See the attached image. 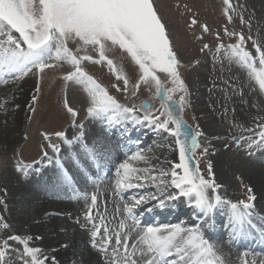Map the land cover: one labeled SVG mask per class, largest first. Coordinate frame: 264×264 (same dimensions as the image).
<instances>
[{
    "label": "snow or ice",
    "instance_id": "obj_1",
    "mask_svg": "<svg viewBox=\"0 0 264 264\" xmlns=\"http://www.w3.org/2000/svg\"><path fill=\"white\" fill-rule=\"evenodd\" d=\"M223 4L224 15L231 23L234 6L231 0H223ZM184 8L192 11L188 5ZM241 23H244L243 16ZM196 24L198 20L193 16L188 27ZM200 27L204 33L211 31L207 24ZM223 32L230 39L236 37L235 43L225 44L216 32L218 43L213 60L235 64L264 94V42L252 35L245 37L243 33L230 32L227 27ZM202 38L196 37L197 40ZM248 41L252 42L254 52L246 47ZM205 50L212 51L208 43L200 48L201 52ZM116 52L135 66L134 82L109 55ZM85 62L106 67L115 77L116 83L111 87L126 99H134L144 86L152 92V99L158 100L159 107H154L150 99L139 104L120 102L89 74ZM65 65L70 70L61 71L59 79L65 91L63 109L70 118L74 134L69 137L65 130L41 132L47 142L41 145L42 156L48 164L56 166L57 181L72 186L75 181L61 156V143L66 145L68 161L76 167L86 185L95 186L91 193L73 188L70 198L85 201L86 223L79 219L76 223L82 229L90 226L91 247L101 254L106 264H225L221 249L208 235L216 227L218 210L225 209L224 227L232 240H246L255 234L264 242V227L255 222L253 188L245 186V198L232 200L221 193L222 185L216 181L211 161L207 163V175L199 168L197 150H200L199 157H206L210 145L201 144L200 138L205 133L199 124L192 126L184 119L188 93L181 73L184 65L155 0H0V84L17 83L29 75L35 76L36 85L29 105V111L35 113L44 75L48 70H62ZM224 83L231 94L243 97L242 87L229 80ZM71 85L80 86L85 94L84 120L79 119L80 110L68 99L67 89ZM225 91L227 101L229 93ZM9 102L7 97L0 98V112L8 111ZM252 107L257 105L254 103ZM253 119L254 127L243 129L248 135L231 137L238 148L248 150V155H254L256 150L264 151V117ZM86 121L98 124L99 130L88 132ZM141 127L174 138L178 162L165 158L158 164L152 163L154 158L146 154L137 139L135 149L124 153V159L116 165L112 194L120 198L121 204L116 206V215L109 221L107 208L101 214L98 207L103 183L101 173L104 164L111 159L112 142L108 133L118 129L121 141L131 140L132 133ZM53 136L59 142H53ZM47 149H51V156ZM140 163L145 166H138ZM93 165L95 173L91 171ZM31 168L32 165H16V170L25 175ZM35 171L39 173L40 169ZM2 203L4 201L0 200ZM104 203L106 205L107 201ZM180 203L191 211L194 217L191 223L145 224L138 218L156 210H174ZM117 219L118 222L113 223ZM8 229L10 225L0 217V230ZM39 239L42 238L19 234L0 239V264H9L13 251L18 253L22 264H58L55 256L48 257L40 247L32 246V242ZM13 242L21 247L13 248ZM62 246L68 247L67 244Z\"/></svg>",
    "mask_w": 264,
    "mask_h": 264
},
{
    "label": "rangeland",
    "instance_id": "obj_2",
    "mask_svg": "<svg viewBox=\"0 0 264 264\" xmlns=\"http://www.w3.org/2000/svg\"><path fill=\"white\" fill-rule=\"evenodd\" d=\"M231 3L234 6V11L231 12L232 22L229 23L227 17L224 15L225 5L223 4V0H155V5L163 17V22L167 25L171 41L178 53L179 59L184 65V67L181 68V73L188 90L186 97L187 104L183 114L184 119L192 126L199 124L200 128L205 133V136L200 138L201 144L210 145L209 155L206 157H199L200 150H197V157L200 161L199 168L205 175H207V163L208 161H211L212 170L214 172L213 167L215 157L218 156L222 164L229 168L228 174L226 175L227 181L224 185V191L221 193L226 194L227 197L232 200H239L245 198L244 196L240 197L241 194L244 195L245 186L253 187V182L248 178L245 168L255 166L264 168V151L256 150L254 155H248V150L244 147L238 148L232 143L231 137L248 135L243 129L246 127H254V117H264V94L260 93L255 81L249 80L247 73L244 70L238 68L235 64H229L226 60L223 62L213 60L215 45L218 43L215 38V33H220L222 41L225 44L235 43L236 37L230 39L229 37L224 36V27H227L230 32H240L243 33L245 37L252 35L257 40L264 42V0H231ZM184 5H188L192 11H186ZM193 16L198 20V24L189 28L188 24ZM241 16L244 18V23H241ZM201 24H207L211 30L210 33H204L200 27ZM197 36H202L203 38L197 40ZM204 43H208L211 46V52L208 50H205L204 52L200 51V48ZM246 47L252 52L255 51V49L252 48L251 41L247 42ZM109 55L116 59L118 66H122L124 72L129 76L130 80L134 82L136 76V73L134 72L135 66L131 65L128 59H121L119 52H116L115 54L110 53ZM195 61H199V63L194 64ZM85 68L89 74L93 75L94 78L105 85L109 89L110 94L115 96L120 102L139 104L142 100L150 99L154 107H159L158 100L152 99V92L146 90L144 86L141 87L139 94L134 99H126L122 93L117 92L111 87L116 81L115 77L106 67L85 62ZM67 70H70V68L65 65L62 70L52 69L46 72L41 81V93L39 95V101L36 105L37 111L35 113L29 111L31 97L34 94L36 85L35 76L30 75L31 82L29 85L24 82V79L17 83L10 82L8 85L0 84V98L7 97L10 101L8 104V111L6 113L0 112V168L4 169L7 175H9L10 172L17 182L23 180V173L16 170L17 163H20L21 166L32 165V168L28 171V174H30L41 164L35 163L36 161H47L42 156L43 149L41 145H46L47 142L43 140L40 135L41 132L46 131L48 133H53L55 131L65 130L70 136L74 134L70 128V118L63 109L65 91L63 90V81L59 79L61 71ZM225 80H229L238 87H242L243 97L231 94V89L224 83ZM69 89L70 88L67 89V96L70 101V93L73 91L71 92ZM226 89L229 93V99L227 101L225 100ZM70 103L72 106L77 107L80 110L79 119L84 120L86 115V113L84 114V109H82L75 100H71ZM254 103L257 105L255 108L252 107ZM16 105H19V107L17 108ZM225 107L227 108V113H225ZM205 108H208L210 113L215 116V124L212 130L208 129L204 124V120H207L208 117L206 116L209 114V112L204 111ZM233 108L235 109V112L232 111ZM8 115L9 119L6 120ZM14 116H17L18 118L22 117V123L19 121L17 127L19 131L16 134H19V141L10 151L9 148L6 147V144H3V133L6 128L13 126ZM29 116H32V119H28ZM9 121L10 123H8ZM85 125L87 127V121L85 122ZM143 128H147L150 133H147L146 130L143 132ZM133 133L134 137L133 135L131 136L132 143L135 146L134 142L139 139L140 146L145 150L146 154L154 158L152 163H160L158 162L159 159L162 158L160 155H162L163 152L175 148L174 138L168 137L166 133L159 135L151 133V130L148 127L138 128ZM112 135L111 132L108 133L110 141ZM25 136H27V139H25ZM159 136H165L166 138H169V140L163 142ZM52 140L53 142H59L54 136L52 137ZM169 145H171V147H169ZM225 145H228V147H225ZM61 146L64 145L61 143ZM110 147L111 159L104 164V167L111 164L112 169L108 171V174L114 175L116 165L124 159V153L129 149L127 150V147H124L123 144H119L118 146L111 144ZM47 151L51 156V149H47ZM114 151H117V153H120L121 151L123 152V155L120 156L116 154L117 158L115 159ZM66 152L69 154L68 148ZM168 160L172 159L169 158ZM138 166L143 167L145 165L140 163ZM71 168L72 170H76V167L74 166ZM55 171L57 172V170ZM92 172L95 173L96 171ZM107 185L111 187V182L109 183V180H107ZM1 186L2 184L0 183V198L1 194H3ZM51 186H45L42 188H39L38 186L36 188L41 189L42 191H48L52 190ZM59 187H61L59 183L56 184L58 190L53 186L54 190L56 189L57 191H59ZM109 187H107L106 190L110 189ZM82 189L89 191V189L85 187H82ZM94 189L95 188H93V190ZM105 191H103V186H100L99 196L101 200L98 207L101 214H104L105 208H107V219L111 221L112 217L115 215L113 204L116 203L118 205L120 203V198H117V196H113L110 193V191L113 192V189H110L109 192ZM60 192L61 196H65L69 192V187L65 186ZM1 200H3L4 203L0 204V217H3L10 225L11 222L9 221L8 215L11 211L10 207L12 205L3 198H1ZM105 200L107 201L106 205L104 203ZM80 201L81 203L77 206L76 217L73 219L75 221L76 218L84 221L83 212L87 210L85 201L83 199H80ZM180 207L181 206H179L178 209L182 211H172L170 212L172 213L170 216L165 214L164 219H162L163 224L179 223L181 221L187 224L194 220V217L192 215L190 216L191 211L189 209L187 210L186 207ZM164 212L159 210L158 212L151 213V218L149 217L147 224H155L157 218H159L156 214H163ZM51 213L54 215L56 214L53 212ZM62 214L64 215V211ZM66 214L68 215L69 212ZM149 214L150 213L147 215ZM152 215L154 216L152 217ZM257 215L260 220L258 221L261 222V218L264 216L263 212L262 214L258 212L256 213V216ZM223 216L224 218H220ZM142 217L138 218L142 220ZM68 219L72 218L68 217ZM218 219L216 218V221L218 220V228L223 232L226 231L225 227H220L226 223V209L223 210ZM116 222H118V219L117 221H113V223ZM76 227L78 228V231L83 230L79 226ZM212 231L213 229L210 231V237H212ZM217 232H219V230ZM11 234H19L22 236L30 235L26 232H21V230L10 228L7 231L0 230V239L6 238L7 235ZM39 235L41 236V234H35L33 237ZM230 240V237H227L226 240L219 238L218 242L220 241L224 243L230 249H234V247L239 248L236 243H231ZM34 241L32 242V246L40 247L43 250V254H45L42 244L40 243L37 245ZM215 241L213 242L218 243ZM84 242H86V239ZM84 242L80 241L79 243H76L75 246L80 247ZM18 247L21 246L13 242V248ZM90 249L91 251H95L92 247H90ZM253 249V253L262 252L259 247H253ZM241 250L246 252V249L243 247H240L239 251ZM47 255L48 254H46V256ZM76 255L81 256L82 253H76ZM242 255L236 257L239 262L240 260L245 259L240 258ZM95 257L96 259L103 261L102 264H105V260L101 254ZM9 264H22L17 252L13 251L10 253Z\"/></svg>",
    "mask_w": 264,
    "mask_h": 264
},
{
    "label": "bare ground",
    "instance_id": "obj_3",
    "mask_svg": "<svg viewBox=\"0 0 264 264\" xmlns=\"http://www.w3.org/2000/svg\"><path fill=\"white\" fill-rule=\"evenodd\" d=\"M24 82L27 85L30 84L31 82L30 75L24 78ZM69 88H70L69 91L70 90L71 92L73 91L72 93H70V99L75 100L76 103L79 104L82 109H84L86 97H85V94L83 93L82 88L78 85H71ZM204 111L209 112V114H207L206 116L208 117L207 120H204L205 122L204 124L207 126L208 129L212 130L215 124V116L212 115V113H210L208 108H205ZM84 114H85V111H84ZM9 115L6 120L9 119ZM16 117L17 116L13 117V121H14L13 126L6 128L3 133V144H6V147L9 148L10 151L12 150L13 146L19 141V134H16V133L19 131L17 127H18L19 121H21L22 123V117H19V118L18 117L16 118ZM3 118H4V115H3ZM8 123H10V121ZM86 130L90 133L94 131H98L99 125L96 124L95 122L87 121ZM145 130L147 133L148 132L150 133V131L147 128L142 129L143 132ZM111 133L113 134L111 137V142H112L111 144L115 146L116 145L118 146V144H125L128 147H131L130 149H133V150L135 149L134 144L131 142L132 138L131 140L121 141L119 134H118L119 133L118 129H113ZM151 133L153 132L151 131ZM132 135L134 137V133H132ZM69 137L71 136L69 135ZM159 138H161L163 142H166L169 140V138H166L165 136H161V137L159 136ZM117 142H122V143H117ZM61 148H62L61 156L62 158L65 159L66 167L69 168V171L73 177V180L75 181V184L72 186L59 183L57 181V172L55 171L57 170L56 166L54 164H51V165L48 164L47 161L41 163L38 166V168L40 169L39 173L35 171L37 167L30 174L25 175L23 173V180L19 182L15 180V177H12V174L10 172H9V175H7L6 171L0 168V183L2 184L1 189L3 190V194H1V198H3L5 201L10 202L12 205L10 207L11 211L8 215L9 221L11 222L10 228H14L15 230H21V232H26L30 234L31 236H34L35 234L37 235L41 234V236L39 235L38 237H41L42 239L35 240L34 242L37 245L41 243L42 248L44 249V253H45L44 255L48 254L47 255L48 257L55 256L56 260L58 261V264H102L103 261L96 259L95 257L99 255V253L96 250L91 251L90 249L91 247V243H89L90 226L88 229H83L84 231L83 230L78 231V228L76 226L80 227V225L77 224L75 220H73L76 217L77 206H79L78 204H80L81 201L80 200L74 201L73 199L70 198L72 195L73 188L81 187L79 189L81 191H85L84 189H82V187H85L89 189V191L88 190L87 191L91 193L92 191H95V189L93 190L95 186H93L91 183L86 185L83 177L80 174H78V172H76L77 169L72 170L71 167L74 165H72L69 161H67L68 160L67 157L69 155L66 152L67 146L66 145L61 146ZM177 152H176V148H172L167 152H163L162 155H160L162 158L159 159L158 162L164 160L165 158L167 159L170 158L172 159L171 161L178 162ZM116 154L120 156L123 155L122 152L117 153V151H114L115 159L117 158ZM109 165H107L106 167H103L104 169H107V172L108 170L112 169V165L111 164ZM165 166H168V165H165ZM246 168L245 170H246L247 176L253 182L252 188L254 191V195L256 196V200L253 202L255 222L257 223L258 226L260 225V227H264V222H263L264 216L263 218H261V222H259L260 220L258 218V215L256 216V213L258 212L261 214L263 212V215H264V168H260L258 166L247 168V169ZM213 169H214L215 178H216L217 183L222 185V188H221V192H222L224 191V185L226 184V181H227L226 175L228 174L229 168L226 165L222 164L220 158L216 156ZM92 171H96L94 165L92 166ZM101 176L103 177V183L100 186H103V191H105L106 188L109 187V185H107V180H109V183L111 182V187L109 188L113 189L112 181L115 178V173L114 175H107V173L106 174L101 173ZM58 183L61 185V187H59V191H57L58 189L56 188V184ZM51 185H53L57 190L56 189L54 190L53 186ZM64 185L69 187V192L65 196H61L60 190L65 187ZM38 186L39 188L40 187L42 188L45 186H51L52 190L42 191L41 189L36 188ZM110 189H107L105 192H109ZM110 193L112 194L113 192L110 191ZM242 196L244 195L241 194L240 197ZM117 198L119 197L117 196ZM120 204H121V201L118 205ZM116 206L117 204L114 203L113 204L114 213H115ZM179 206L185 207L183 203H180ZM63 211H64V215L62 214ZM158 211L159 210H156L155 212H158ZM172 211L178 212L182 210H179L178 208H176L174 210H169L167 212H164L163 214H156V216H159L158 222L156 224L162 223L161 221L162 219H164L165 214L170 216L172 214L170 212ZM51 212L56 213V214L54 215ZM67 212H69L68 215L66 214ZM222 212L223 210H218L217 215H216L217 219L222 214ZM147 214L148 213H145L144 217L142 218L143 223L146 222L147 219L151 215V213L149 215ZM191 215L192 214L190 212V216ZM68 217H71L72 219H68ZM220 218H224V216ZM80 222L86 223L82 220H80ZM220 227H224V225ZM218 230L219 232H217ZM210 233L211 232L208 233L209 237H210ZM215 236L218 238V240L219 238H221L222 240H226V238L229 236V232L227 229L224 232L221 231L220 228H218L216 224V227L213 229L212 237H210V239L215 241L213 239ZM85 239H86V242H84ZM80 241H83L84 243L80 247H76L75 244L79 243ZM215 242H218V241H215ZM235 242L238 245H246L250 248L255 245L264 244V242H262L259 239V237L255 234L249 239L235 240ZM65 244H67L68 247L65 248L62 246ZM214 244H216L221 249L224 259H225V264H254V262L255 264H260L261 261H264V254H261V253L254 254L251 252H243V251H239L236 248L230 249L227 245H225L224 243L220 241ZM76 253H82V255L79 256V255H76ZM238 255H242L240 256V258H245V259L240 260L239 262L236 258ZM104 263L106 264V262Z\"/></svg>",
    "mask_w": 264,
    "mask_h": 264
},
{
    "label": "water",
    "instance_id": "obj_4",
    "mask_svg": "<svg viewBox=\"0 0 264 264\" xmlns=\"http://www.w3.org/2000/svg\"><path fill=\"white\" fill-rule=\"evenodd\" d=\"M189 124V123H188ZM190 125V124H189Z\"/></svg>",
    "mask_w": 264,
    "mask_h": 264
}]
</instances>
